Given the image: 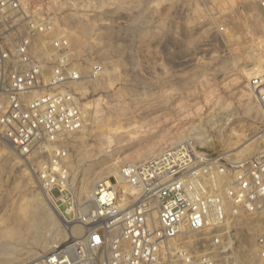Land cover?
<instances>
[{"label": "rangeland", "instance_id": "obj_1", "mask_svg": "<svg viewBox=\"0 0 264 264\" xmlns=\"http://www.w3.org/2000/svg\"><path fill=\"white\" fill-rule=\"evenodd\" d=\"M24 1L62 21L86 60L89 78L80 94L84 124L63 143L69 187L76 190L82 170L93 166L85 177L91 191L98 181L114 177L100 169L114 165L118 173L133 165L130 154L145 150L147 160L183 142L227 154L250 143L259 114L247 81L253 70H264L263 9L245 3L243 14L228 11L233 0ZM238 15L246 19L237 20ZM92 63L101 68L95 78L89 76ZM36 171L32 160L0 138V246L31 251L22 262L61 241L48 230L41 233L50 241L46 248L26 237L23 244L2 238L8 228L19 230L16 222L28 221L30 205L41 197ZM75 201L70 193L67 204H59L71 225L82 213ZM232 229L231 264H253L256 231L243 221Z\"/></svg>", "mask_w": 264, "mask_h": 264}, {"label": "built area", "instance_id": "obj_2", "mask_svg": "<svg viewBox=\"0 0 264 264\" xmlns=\"http://www.w3.org/2000/svg\"><path fill=\"white\" fill-rule=\"evenodd\" d=\"M245 3L264 10V0L227 9L243 14ZM85 65L53 13L0 0V138L33 161L58 209L70 194L63 143L84 124ZM89 67L95 78L100 66ZM247 91L259 114L253 148L227 154L183 142L123 165L95 184L94 203L77 216L79 237L19 264H231L232 227L242 221L256 231L253 264H264V70L249 73Z\"/></svg>", "mask_w": 264, "mask_h": 264}, {"label": "bare ground", "instance_id": "obj_3", "mask_svg": "<svg viewBox=\"0 0 264 264\" xmlns=\"http://www.w3.org/2000/svg\"><path fill=\"white\" fill-rule=\"evenodd\" d=\"M196 139L198 141H201L200 136H196ZM246 147H248V145L245 146V148ZM148 152L149 150H145L142 152L130 154L128 159L133 162V164H135L134 162L138 161V163H141L140 161L142 160V158H145L149 154ZM150 158L147 160H150ZM147 160L145 158V162H147ZM90 167L82 170V178L81 180L77 181L79 186L76 190L71 186L69 187V184L67 185L68 191L71 193L74 200H76L75 202L80 203L78 207H76L77 205L74 206V209L77 210L78 208L79 212H86L88 207L90 206V204L88 205V203H94L93 189L90 191V182L85 179V177L90 173V171H95L92 168L93 166ZM100 173H111L115 178H117V172L115 171L114 165H110L100 169L99 174ZM95 174H98V172ZM89 175L87 177H89ZM40 206L43 209V213L40 212ZM30 208L31 210L28 216V221L16 222V224H18L17 226L19 227V230H17L16 228H8V231L6 230L2 238L10 240L15 244H23L25 240L24 238L26 237L34 246H42L43 248H46L49 246L50 241L42 240L41 233L44 230H48L49 232H55L56 235H59L61 241H59L58 244L63 243L64 238L70 237V235L74 237H79L83 233V228L79 223L76 222L75 225H71L70 221H67L63 217V214L59 211L58 207L53 202L51 196L46 192H42L41 197L37 198V200L34 201L32 205H30ZM70 209L72 210V207ZM70 209H68L66 212L68 213ZM59 224L63 226L62 229ZM47 238V240H52L49 239V236ZM30 253L31 251H27L25 249H18L15 247L6 248L0 246V264H9L11 261L14 260L21 263L23 259L26 258ZM31 256L32 258H34L39 255L35 256L33 254ZM17 262L14 264H19Z\"/></svg>", "mask_w": 264, "mask_h": 264}]
</instances>
